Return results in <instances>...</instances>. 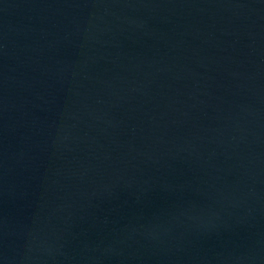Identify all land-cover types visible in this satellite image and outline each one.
<instances>
[{
  "label": "water",
  "instance_id": "1",
  "mask_svg": "<svg viewBox=\"0 0 264 264\" xmlns=\"http://www.w3.org/2000/svg\"><path fill=\"white\" fill-rule=\"evenodd\" d=\"M0 264H264V0H0Z\"/></svg>",
  "mask_w": 264,
  "mask_h": 264
}]
</instances>
